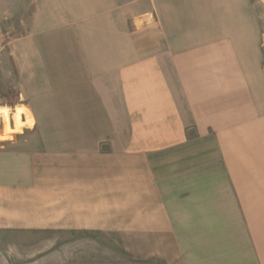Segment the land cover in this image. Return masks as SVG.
Masks as SVG:
<instances>
[{
	"label": "crops",
	"instance_id": "crops-1",
	"mask_svg": "<svg viewBox=\"0 0 264 264\" xmlns=\"http://www.w3.org/2000/svg\"><path fill=\"white\" fill-rule=\"evenodd\" d=\"M0 31L32 119L0 148V230L264 264V0H0Z\"/></svg>",
	"mask_w": 264,
	"mask_h": 264
},
{
	"label": "rangeland",
	"instance_id": "rangeland-1",
	"mask_svg": "<svg viewBox=\"0 0 264 264\" xmlns=\"http://www.w3.org/2000/svg\"><path fill=\"white\" fill-rule=\"evenodd\" d=\"M8 42V32L0 31V109H9L7 127L15 129L11 109L24 103V79L10 61ZM4 128L0 115V136ZM23 131L0 139V148ZM122 241L103 232L0 230V264H158L139 261L127 252L129 240Z\"/></svg>",
	"mask_w": 264,
	"mask_h": 264
},
{
	"label": "clouds",
	"instance_id": "clouds-1",
	"mask_svg": "<svg viewBox=\"0 0 264 264\" xmlns=\"http://www.w3.org/2000/svg\"><path fill=\"white\" fill-rule=\"evenodd\" d=\"M8 112H9V109L7 107L0 109V113H3V119H4V123H5L4 135L0 136V139H3V138L11 139L12 137L9 135V133H11L12 131L19 132L22 130L23 125L21 124L20 115H21V113H27V109L24 107H19L16 109V113H15V125H16V127L14 130L7 127ZM27 124L29 127L32 125V119H31L30 115L28 117Z\"/></svg>",
	"mask_w": 264,
	"mask_h": 264
},
{
	"label": "bare ground",
	"instance_id": "bare-ground-1",
	"mask_svg": "<svg viewBox=\"0 0 264 264\" xmlns=\"http://www.w3.org/2000/svg\"><path fill=\"white\" fill-rule=\"evenodd\" d=\"M24 113H21V115H20V119H21V124L24 126L25 124H27V122L25 123L23 120H22V115H23ZM0 115H3V113H0ZM2 117V116H1ZM8 118H9V112H8ZM9 126V125H8ZM14 130V129H13ZM13 132V131H12ZM12 132L11 133H9V134H12ZM4 139V138H3Z\"/></svg>",
	"mask_w": 264,
	"mask_h": 264
}]
</instances>
